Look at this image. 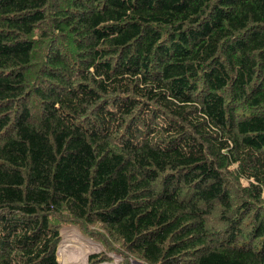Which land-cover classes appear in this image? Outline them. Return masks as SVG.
<instances>
[{
  "label": "trees",
  "instance_id": "16d2710c",
  "mask_svg": "<svg viewBox=\"0 0 264 264\" xmlns=\"http://www.w3.org/2000/svg\"><path fill=\"white\" fill-rule=\"evenodd\" d=\"M264 264V0H0V264Z\"/></svg>",
  "mask_w": 264,
  "mask_h": 264
},
{
  "label": "rangeland",
  "instance_id": "374dc122",
  "mask_svg": "<svg viewBox=\"0 0 264 264\" xmlns=\"http://www.w3.org/2000/svg\"><path fill=\"white\" fill-rule=\"evenodd\" d=\"M68 245V252L72 253L73 251H80L83 250L84 254H87L86 257V264H88V256L93 253H100L104 251V247L100 242L90 238L86 234L82 233L78 227L67 225L62 228V239L59 244L58 248V260L60 264H62V260L65 256L60 254V248L64 243ZM71 242V243H70ZM72 249V250H71ZM110 261L112 264H120L121 257L120 255L116 254L115 252L109 253ZM83 258V255L81 256ZM69 264H74L70 262ZM131 264H138L137 262L132 261Z\"/></svg>",
  "mask_w": 264,
  "mask_h": 264
},
{
  "label": "bare ground",
  "instance_id": "6f19581e",
  "mask_svg": "<svg viewBox=\"0 0 264 264\" xmlns=\"http://www.w3.org/2000/svg\"><path fill=\"white\" fill-rule=\"evenodd\" d=\"M67 248H68V245L66 244V242L60 248V254L62 256H65V258L62 260V264H69L70 262H73L74 264H86L87 254H84L83 250L80 249L79 252L73 251L72 253H70L68 252ZM82 255H83V258L81 257Z\"/></svg>",
  "mask_w": 264,
  "mask_h": 264
},
{
  "label": "water",
  "instance_id": "95a60500",
  "mask_svg": "<svg viewBox=\"0 0 264 264\" xmlns=\"http://www.w3.org/2000/svg\"><path fill=\"white\" fill-rule=\"evenodd\" d=\"M58 253V252H57Z\"/></svg>",
  "mask_w": 264,
  "mask_h": 264
}]
</instances>
